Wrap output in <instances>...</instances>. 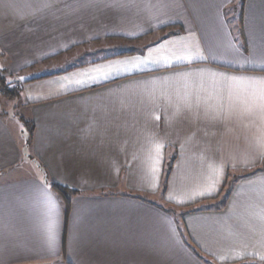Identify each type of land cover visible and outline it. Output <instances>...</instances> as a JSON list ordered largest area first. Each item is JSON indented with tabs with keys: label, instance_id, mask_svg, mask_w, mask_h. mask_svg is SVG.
<instances>
[{
	"label": "crops",
	"instance_id": "obj_1",
	"mask_svg": "<svg viewBox=\"0 0 264 264\" xmlns=\"http://www.w3.org/2000/svg\"><path fill=\"white\" fill-rule=\"evenodd\" d=\"M0 70V264L264 263V0H0Z\"/></svg>",
	"mask_w": 264,
	"mask_h": 264
},
{
	"label": "trees",
	"instance_id": "obj_2",
	"mask_svg": "<svg viewBox=\"0 0 264 264\" xmlns=\"http://www.w3.org/2000/svg\"><path fill=\"white\" fill-rule=\"evenodd\" d=\"M0 88H1V92L8 98H16L20 94L19 88L11 86V83L8 82L6 77L2 74L1 70H0ZM23 121H24L25 125L28 127V132H29L28 142L31 144L34 126H33L32 122H30V121H27L25 119ZM52 186L54 187V189L57 192H59L64 197V201L66 204V216H67V214L69 212V204H70L69 195H73L75 192L72 190H68L67 188H64V187H62L58 184H55V183L52 184ZM228 192L229 191H227L226 195L228 194ZM255 264H264V263H255Z\"/></svg>",
	"mask_w": 264,
	"mask_h": 264
},
{
	"label": "rangeland",
	"instance_id": "obj_3",
	"mask_svg": "<svg viewBox=\"0 0 264 264\" xmlns=\"http://www.w3.org/2000/svg\"><path fill=\"white\" fill-rule=\"evenodd\" d=\"M8 79V82H11V79L7 78ZM15 102H17V100H15ZM16 111L19 112V110L17 108H15ZM231 184H229L228 186H230Z\"/></svg>",
	"mask_w": 264,
	"mask_h": 264
}]
</instances>
